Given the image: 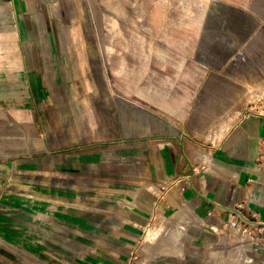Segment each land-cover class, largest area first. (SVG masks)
Masks as SVG:
<instances>
[{
    "label": "crops",
    "instance_id": "1",
    "mask_svg": "<svg viewBox=\"0 0 264 264\" xmlns=\"http://www.w3.org/2000/svg\"><path fill=\"white\" fill-rule=\"evenodd\" d=\"M152 2L151 41L56 42L72 4L0 0V264H128L158 214L264 229V0Z\"/></svg>",
    "mask_w": 264,
    "mask_h": 264
},
{
    "label": "rangeland",
    "instance_id": "2",
    "mask_svg": "<svg viewBox=\"0 0 264 264\" xmlns=\"http://www.w3.org/2000/svg\"><path fill=\"white\" fill-rule=\"evenodd\" d=\"M28 10L46 9L52 20L59 25H69V19L61 16L70 4L85 17L90 32L83 34L56 32L54 41L91 40L99 42L151 41L147 32V18L143 10L152 5V0H22ZM163 7L195 9L210 7L211 0H160ZM198 2V6L196 5ZM30 29V26H28ZM28 29V30H29ZM33 36V32L28 33ZM264 39V34H253ZM241 60V47L233 50ZM106 62H102L104 76ZM237 67V66H236ZM255 83V84H254ZM249 107L246 111L264 112V82H252ZM255 85V86H254ZM184 216V214H182ZM145 235L134 251L128 264H169L179 260L183 264H264V229L257 225L245 224L240 220L228 219L212 229L184 220L158 214L153 216ZM207 234L202 238V233ZM209 235V236H208ZM162 254H171L163 258ZM262 254V255H261Z\"/></svg>",
    "mask_w": 264,
    "mask_h": 264
},
{
    "label": "built area",
    "instance_id": "3",
    "mask_svg": "<svg viewBox=\"0 0 264 264\" xmlns=\"http://www.w3.org/2000/svg\"><path fill=\"white\" fill-rule=\"evenodd\" d=\"M2 1H4V2H6V3L10 4V5H12V4H13V2H14V0H2Z\"/></svg>",
    "mask_w": 264,
    "mask_h": 264
},
{
    "label": "water",
    "instance_id": "4",
    "mask_svg": "<svg viewBox=\"0 0 264 264\" xmlns=\"http://www.w3.org/2000/svg\"><path fill=\"white\" fill-rule=\"evenodd\" d=\"M242 222L245 223V224H252V223H250V222H248V221H246V220H242ZM252 225H253V224H252Z\"/></svg>",
    "mask_w": 264,
    "mask_h": 264
},
{
    "label": "bare ground",
    "instance_id": "5",
    "mask_svg": "<svg viewBox=\"0 0 264 264\" xmlns=\"http://www.w3.org/2000/svg\"><path fill=\"white\" fill-rule=\"evenodd\" d=\"M174 194V193H173ZM179 204V203H178ZM182 205V204H181Z\"/></svg>",
    "mask_w": 264,
    "mask_h": 264
}]
</instances>
